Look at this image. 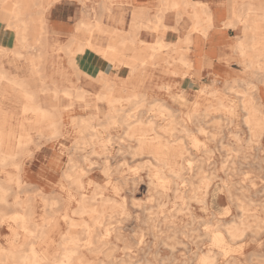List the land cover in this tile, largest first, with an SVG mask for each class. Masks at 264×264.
<instances>
[{"label":"rangeland","instance_id":"rangeland-1","mask_svg":"<svg viewBox=\"0 0 264 264\" xmlns=\"http://www.w3.org/2000/svg\"><path fill=\"white\" fill-rule=\"evenodd\" d=\"M32 11L36 12L33 16L41 14L39 7L33 8ZM106 13L110 16L111 10L106 9L103 12L102 22ZM100 14L101 9L95 6L89 9L86 15L92 23ZM161 25L162 23L157 22L148 30L159 33ZM83 33L86 32L78 27L71 33L69 38H75L72 50H77L83 42L77 38L78 34ZM47 35L52 40L51 33ZM93 40L100 44L107 43V39L97 32ZM49 46V57L45 63L47 75L58 83L59 88L71 87L73 93L68 97L63 92L54 96L52 90L39 92L43 106L60 110V134L48 139L52 136L50 129H45L44 134L31 130L32 142L18 160L26 171L31 172V179L40 183L50 201L65 197V201L57 205L58 207L45 206L40 195H35L33 200L35 221L38 223L42 222L47 210L56 211L54 214L58 226L57 230L51 233L54 243L50 252L57 255L62 251L58 245L62 239L61 233L70 229L67 221L62 218L65 212L70 213L79 224L72 232L84 240L87 238L83 228L84 221L94 225L89 215L73 214V210L78 206L76 199L85 197L89 206H99L101 197H111L124 204L126 213L105 216L101 224L95 225L93 239L99 251L92 253L83 248V253L96 264H200L198 258L205 254L216 257L214 264H264V133L259 138L253 137L244 123L246 112L242 109L241 96L246 91L243 90L247 86L246 82L240 81L234 89L226 88L223 83L214 84L227 110H215L219 105L217 97L211 94L202 95L201 89L186 93L183 90H171L169 87L167 89L161 83L157 90H153L151 86L156 85L153 84L154 71L172 73L175 69L169 71V68H176L178 64L177 58L168 53L169 47L157 46L154 51L146 54L148 57L152 54L153 59L137 72L134 80L122 85L121 90H125L122 95L141 93L146 97L145 101L139 104L135 101L120 103L118 106L122 109L121 116L126 115L129 121H135L137 118L144 121L156 119L158 124H166L173 119L179 123L178 129L186 125L190 130V134L176 131L173 136H168L171 140L177 139L184 147V157L179 161L186 164L182 171L183 177L188 181L182 187L185 199L181 200L175 195L174 188L177 184L173 182L170 174H167V178L171 180L169 190H163L155 185L156 183H151L147 167L150 158L131 153L135 142L129 140L127 126L121 122L116 125L109 124L107 118L103 117L108 107L105 102L97 99L98 94L102 92V83L94 85L92 90L87 88L86 83L71 67L68 56L61 49L62 44L52 40ZM36 50L37 48L32 49L29 53H36ZM23 52V57H18L11 51L5 52L4 63L11 73L30 78L32 71L26 59L27 49ZM230 65L241 71L239 78L246 81L251 78V74L242 69L243 65L238 60L230 62ZM124 72L129 74L126 66ZM29 82L35 89H41L44 85L39 76H34ZM204 85L207 83H202V87ZM80 91L86 94L82 101L76 99ZM11 97V100L2 104L1 109L8 117V128L15 130L17 135L22 119V102L14 99V96ZM159 101L169 106L172 118L159 116L156 110ZM95 105L100 107V118L92 116L93 113L97 114ZM195 107L199 114L189 119L188 114ZM209 107V114L205 116L204 111ZM230 107L234 108L231 113ZM131 114L133 117H130ZM83 118H89L94 129L86 128L83 122L79 121ZM201 126L206 128L207 133L198 131ZM93 130H96L97 138L92 137ZM193 136L201 141L200 146L194 147ZM91 140L95 142L94 146L90 143ZM53 152L57 154L59 169L52 168V173L46 176L44 168L49 167L48 162ZM71 159L78 164L75 170L82 175V186L78 187L64 180L62 188V174L69 170ZM188 161H191V166L187 165ZM106 169L109 175L104 172ZM203 177L211 178L210 190L206 196L200 188L203 186ZM2 178L4 174L0 172V180ZM10 191L18 193L23 199L29 195L16 184L11 186ZM68 192L75 196L68 199ZM94 193H100L102 196L98 200H92L90 197ZM9 200L12 202L14 196L10 195ZM243 206L249 209V214H258L261 220L251 217L252 228L243 236L236 240L226 238L231 250L225 256L217 245L212 244L210 234L213 231L226 234V228L230 225H240ZM3 207L0 204V208ZM15 210L21 208H6L8 213ZM7 224L0 225L2 245H7L10 234ZM107 224L114 230L109 236L104 235Z\"/></svg>","mask_w":264,"mask_h":264},{"label":"bare ground","instance_id":"bare-ground-1","mask_svg":"<svg viewBox=\"0 0 264 264\" xmlns=\"http://www.w3.org/2000/svg\"><path fill=\"white\" fill-rule=\"evenodd\" d=\"M57 1L58 0H0V21L5 22L9 28L15 30V35L17 37V45L15 47L6 48L0 46V172L4 174V178L0 180V204L4 206L0 208V225L5 226V224L8 223L7 226L10 229L7 245H2L0 243V264H96L90 259H87L83 253V248L88 249L92 253L99 251V247L93 239L95 225L101 224L105 216L112 217L117 213H126V208L123 203H119V201H115L111 197H101L102 195L100 193H94L90 197L92 200H98V198L101 197L102 199L99 206H89L85 201V197H82L80 200L76 199L78 200V206L73 210V214L89 215L90 218L93 219L94 225L90 224L88 221H84L83 228L87 236L84 240L72 232V229L79 225L73 216L68 212L62 214V218L67 221L70 229L66 233H61L62 239L58 245L61 246L62 251L57 255L50 252V248L54 243L51 238V233L56 231L58 226V220L54 214L56 211L51 212L47 210L42 222L38 223L35 221V208L33 205L35 195H40L47 207L57 206L65 201V197L50 201L46 193L42 190L40 183L34 182L31 179V172L26 171L23 164L18 160L32 142L31 130L44 134L45 129H50L52 136L48 137V139L60 134V125L62 122L60 110L56 107L50 109L43 106V103H41L39 99V92L52 90L54 96L63 92L68 97L73 93L71 87L59 88L58 83L53 81L46 73L45 63L48 61L49 45H51L52 42L47 35L49 32L46 12L51 9L50 7ZM161 4L154 21L147 18L143 11L134 12L132 30L129 32L111 28L102 22L103 12L106 9H110L105 1L100 7L101 14L95 22H89L87 15H84L85 17L80 19L76 27L83 29L88 39L80 43L75 51L72 50V44L75 39L73 37L71 39L69 38V40L61 46V49L68 56L69 63L76 74H79L76 56L83 54L87 49H91L113 63L117 69L121 66H126L129 69L128 78L120 79V82L125 84L129 80H134L137 72L153 59L152 54L150 57L146 55L148 52L154 51L157 46H170V44L165 43L163 40H158L156 43L145 42L139 38L141 29L153 28V24L157 22L162 23L164 13L169 10H174V12L177 11V14L181 16L188 8H192L190 16L197 22L201 19V12L196 8L198 5L203 6L201 3L193 2L192 0H161ZM37 7L40 8L41 14L40 16H33L36 12L32 11V9ZM203 13L206 15L205 20L207 21L208 29V27L211 26V15L209 12H206L205 9H203ZM226 26L237 29L241 27L242 29V36L232 46V49L237 55L236 60L243 65L242 69L245 72L251 74V78L247 81L244 78L225 79L223 84L226 88L234 89L236 84L240 81L246 82L247 86L243 89L246 91H244L241 96L242 109L246 112L244 123L251 135L259 138L264 133V0H242L241 3H236L233 18L226 23ZM96 32L108 36L109 42L107 45L101 46L91 41V36ZM35 48H37L36 53H29L30 50ZM24 49H27L28 55L26 59H28L31 66L32 72L30 78H23L11 73L3 62L5 52L11 51L18 57H23L25 56L23 52ZM176 62L181 66V69L177 68L174 70L173 73L175 75L185 76L190 72L192 63L184 54H182ZM34 76H39L43 80V88L35 89L31 87L29 80ZM98 80L102 83V92L98 94V97L96 95V97L99 101L105 102L108 107L103 117L107 118L109 124L116 125V123L121 122V124L127 126L126 133L128 138L130 141L135 142V145L131 147L133 149L131 153L135 154V156H147L150 158L147 161V167H149L151 183H156L155 185L160 186L163 190H169L171 188V180L167 178V174H170L173 177V182L177 184L174 188L176 197L184 200L185 195L182 187L188 180L183 177L182 168L186 164L179 161L180 158L184 157V147L177 139L171 140L168 136H173L176 131L190 134V130L186 125H182L181 129H178L177 125L179 123L173 119L166 124H158L156 119L144 121L137 118L135 121H129L126 115L121 116L120 111L122 109H120L118 105L123 101H135L136 104L143 103L146 96L141 93H132L127 96L122 95V92L125 90H121L117 81L102 73ZM217 82L218 79H215V83ZM215 83L204 85L201 88V94H211L217 97L219 105L215 107V110H222L225 108V110H227V106L223 103V98L219 96L218 89L214 86ZM166 88L168 89V86ZM11 96H14V99L17 101L22 102V119L19 122L20 132L17 135L15 130L10 127L8 128V117L1 109L5 101L12 99ZM85 97V92L80 91L76 99L82 101ZM174 101L177 100L174 99ZM96 108L97 114L93 113L92 116L94 118H100V107L96 106ZM210 109V107L206 108L204 111L205 116L209 114L208 111ZM229 109L231 113L234 108L230 107ZM156 110L161 118L166 119V117H173L169 106L164 102L159 101L156 105ZM198 114V109L195 107L193 111L188 114V118L192 119ZM130 117H133V115L131 114ZM79 121H82L86 128L90 127L94 129V127L90 125L89 118H83ZM198 131L207 133L206 128L202 126ZM92 137H98L96 130H93ZM12 142H15V144ZM192 142L194 147L201 145V141L195 136L192 137ZM90 143L93 146L95 145V142L92 140ZM69 164V170H66L62 174L61 187L64 188V180L70 181L73 185L81 187L82 175L75 170L78 164L72 159ZM187 165L191 166V161H188ZM48 166L49 167L46 166V170L49 171V173H52L51 169L54 167L59 169V160L57 156L52 160V164ZM104 172L109 175L108 169ZM210 180L211 178L209 177L202 179L203 186L200 188L204 190L205 196L210 190ZM13 184L26 190V193L29 194L26 199L21 198L18 193H12L10 191ZM10 195L14 196L12 202L9 200ZM68 195V199H72L75 196L70 192H68ZM10 206L20 207L21 210L8 213L6 212V208ZM248 212L249 209L243 206L240 225H230L226 228V234H223L221 231H213L210 234L212 244L215 246L217 245V247L221 249L223 255L226 256L231 250L230 247H228L226 238L236 240L243 236L248 229L252 228V223L250 222L251 217L261 220L258 214H249ZM113 231V228L107 224L105 226L104 235L109 236ZM41 247H44V249L41 250ZM198 260L200 264H214L216 262V257L214 255L205 254L199 257ZM101 264L116 263L102 262ZM122 264H126V262Z\"/></svg>","mask_w":264,"mask_h":264},{"label":"crops","instance_id":"crops-1","mask_svg":"<svg viewBox=\"0 0 264 264\" xmlns=\"http://www.w3.org/2000/svg\"><path fill=\"white\" fill-rule=\"evenodd\" d=\"M104 1L110 7L111 15L108 16L106 13L103 23L123 32L132 30L134 12L143 11L147 18L154 21L162 5L161 0H58L46 12L52 40L60 44L66 43L71 33L75 31L80 19L85 17L84 15L88 13L89 9L95 6L100 8ZM192 1L203 5L196 6L197 10L201 12L199 22L190 16L192 8H188L181 16L177 14V11L169 10L163 15L159 33L145 28L139 32V38L145 42L156 43L158 40H163L170 44L168 52L170 55L178 59L184 54L192 63L190 72L185 76L173 73L174 70L172 69H181L179 64L176 65V68H169L172 73L154 71L153 84L156 85L151 86L153 90H157V86L162 83L165 88L168 86L171 90H183L190 93L193 90H200L202 83L211 85L215 83V79H218L219 83H223L225 79L241 77V71L230 65V62L237 59L232 46L242 36V29L241 27L237 29L226 26V23L233 18L235 4L241 3L242 0ZM203 9L211 15V26L208 29ZM15 33V30L9 28L5 22L0 21L1 46L13 48L17 42ZM94 34L91 36L93 43L101 46L108 44L107 35L102 34L107 39V43L100 44L93 40ZM77 38L83 42L88 39L86 33L78 34ZM76 64L79 69V78L86 79L84 82H87L86 86L90 90L94 88V85L100 84L98 79L101 73L116 80L119 87L123 85L120 79H126L129 76L128 73L124 72L125 66L117 69L113 63L91 49H87L83 54L76 56ZM56 156L57 154L53 152L48 162L49 165L52 164V160ZM44 172L46 175L49 174L46 167Z\"/></svg>","mask_w":264,"mask_h":264}]
</instances>
